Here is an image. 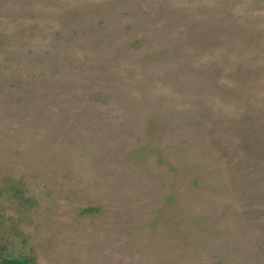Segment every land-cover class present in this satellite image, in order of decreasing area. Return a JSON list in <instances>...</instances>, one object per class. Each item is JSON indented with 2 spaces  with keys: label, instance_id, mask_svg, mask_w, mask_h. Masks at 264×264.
I'll list each match as a JSON object with an SVG mask.
<instances>
[{
  "label": "rangeland",
  "instance_id": "1",
  "mask_svg": "<svg viewBox=\"0 0 264 264\" xmlns=\"http://www.w3.org/2000/svg\"><path fill=\"white\" fill-rule=\"evenodd\" d=\"M0 264H264V0H0Z\"/></svg>",
  "mask_w": 264,
  "mask_h": 264
}]
</instances>
